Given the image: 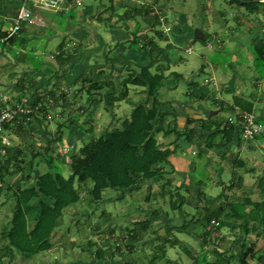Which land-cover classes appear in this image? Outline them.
Returning a JSON list of instances; mask_svg holds the SVG:
<instances>
[{"label":"trees","instance_id":"16d2710c","mask_svg":"<svg viewBox=\"0 0 264 264\" xmlns=\"http://www.w3.org/2000/svg\"><path fill=\"white\" fill-rule=\"evenodd\" d=\"M236 1L240 2L241 0ZM254 1L257 0H252L251 4ZM255 7H253L254 11L256 10ZM150 12L151 10L148 8L135 5L122 15V18L126 20H137L134 26L135 31H133L134 36L137 35L138 32H141L143 21L146 25L150 26L151 18L147 17ZM154 23L160 24L159 20H154ZM157 34L162 35L163 32L158 31ZM6 36L7 35L4 33L0 34V38ZM18 37L19 34L8 36L11 44L18 41L20 42ZM138 38L139 37H136L134 42L131 43L133 44V48H136L139 52H143L146 55L148 54L151 58V63L141 68V76L129 74V76L123 80V91L119 93V97L120 95L122 97L127 95L129 87L131 86L146 87V85H148L149 100H152L150 108H147L143 104H138L133 110L131 117L126 118L120 126H111L102 130L99 134H94L93 124L87 121V105L79 107L83 119L82 122H79L77 118L67 119V128L70 129L74 126L83 134H86L88 140L85 141V144H83L77 152H75V147H71L68 154L69 159L61 152L56 153V151H58L56 148L57 143L65 136L62 123H59L56 128V136L51 137L50 133L47 132L42 134V137L48 138L49 141L44 145H40L42 147L40 148L41 150L38 149L40 146L35 148V146L32 145L24 148L22 143L20 144L21 148L12 147L11 144L9 146L5 145L0 140V198L5 201L10 200L13 203H11L9 208L11 209L12 215L1 231L4 239L7 240L4 245L6 251L2 254H7V257L11 260L14 259L16 255L15 252L28 257L50 250L53 246L51 243L53 232L61 225V221L63 222L62 217L64 212L66 209L77 205L81 200L78 188L88 187L89 191L87 195L94 203L100 204L102 202L104 203L105 200L103 192L109 188L119 191L121 194L123 193L124 197L127 193L141 191V184L144 182L150 185L153 182H159L161 185L158 192H155V190L152 192V187H149L146 188V193L141 194L142 196L140 195L137 198H143L146 204L155 202L159 197L163 200L167 198L166 205L160 206V208L163 209V207L167 206L171 211L179 210V215L184 221L186 219L185 223L182 225L185 229H187L186 223H189L194 218L197 219L195 229L202 238V246H199L197 249L198 254L196 257H194V251L192 249L185 248L187 254L193 258L192 264H232L235 257L238 258L237 264H252L246 259L248 251L243 252L241 250V252L237 253L233 250V245L231 247H226V245L220 243V239L217 237L220 236L218 234L219 229L228 225H233V228L240 229L243 234L241 249L246 248L248 242L251 241L248 237L249 234L255 233L258 237H264V175L258 180L261 195L260 200H252V193L249 192L241 201L237 203L231 202L230 208H227L225 205H221L217 208L206 207L205 214L201 217H199V206L197 208L195 207L196 214L199 215H192L191 220L188 219L189 214L186 209L191 207V205L186 204V201L189 200L188 197L190 198L191 195H194L198 202L212 204L215 200L224 197V192L215 199L206 198L204 188H207L212 180L210 177H207L208 183L199 181L196 186L185 188L186 192L180 197L175 198L172 190L175 185L172 177L175 173V167L172 166L171 158H173L176 154V150L179 148L178 140L182 136V133L183 135L186 134L185 140L189 142L194 140L195 130H193V127H185L183 128L185 131L182 132L181 130L183 129L180 128L179 125H176L175 128H171L170 125H164L161 120V129L165 136L171 134V132L175 135L173 139L175 148L173 150L162 148L163 145L159 144L158 140L155 138L154 133L156 132V125H158L157 121L161 119L159 118L160 113L158 111L157 96L159 95L160 89L163 87L166 67L159 65L156 73L150 71V68L156 62L154 52L158 49V43L151 39L140 43ZM83 42L84 39L77 41L76 46L73 47L75 48L74 53L66 50V47H62L63 49L60 48L62 52L60 51L61 53L58 55L59 57H57V59H59L58 61L61 62L62 65H72L75 62L77 65V63H80V58L83 56L84 49L86 48ZM253 52L256 59L259 57L264 61V43L259 39L253 42ZM106 57L109 58L107 55ZM112 64H114V62H112ZM64 76L65 74L63 76L59 74L58 78H64ZM63 84H65L66 89H71V92L63 89L58 94L59 98L54 100L55 106L61 108V116L64 115L66 111L72 109V107L78 106L77 104L79 102L82 103L89 95H102L105 89L109 90L110 88L112 91L114 90V93L112 92L113 96L118 93L116 85L109 81L93 82L88 78L87 72L83 75L81 87L76 89L75 92H72V87L76 85L75 83L67 84L63 82ZM33 87L34 83L28 86L25 85L24 82H21L19 85L20 89L18 93H21V96L15 103L23 104V108L29 109L30 111L16 114L11 122L4 124L2 135H4V132L7 133V131H9V139L12 132L14 135L22 138L23 141H26L28 127L32 123V117L38 120V114L45 113L46 106H53L55 108L54 104H51V98L38 97L37 99L35 94H33L35 92L31 91ZM192 89L191 86V90ZM69 93L73 94L74 102L68 99ZM49 94L54 98L57 93L55 89H52L49 91ZM25 99L27 102L23 103ZM13 103L14 102L9 105H14L15 103ZM4 106L6 105L0 103V108ZM250 109L251 108H248V110ZM201 123L204 128H207L209 131L211 130L210 135L211 138L214 139L217 134L212 132V130L214 128H219V124L215 122L214 119L209 124H207L206 121H202ZM82 127H84V129ZM233 130L234 127L232 126L229 130L222 129L220 131L228 133ZM223 140L224 141L218 145L220 149L227 143L225 139ZM70 142H72V140H70ZM212 142L213 140L209 142L210 146L207 148L208 150L214 149L215 146H213L214 143ZM34 150L36 152L30 158L31 162L27 166L26 163L28 162L27 160H29L30 151L34 152ZM3 151L4 153H2ZM43 159L47 164V169L46 171L38 170L35 173L36 176L33 183L24 187L21 186L20 190L10 186L15 176L21 177L25 182L30 181L34 173V163ZM243 165L244 164L241 163L238 167H243ZM65 169L69 170L68 177L64 176L63 172ZM205 173L204 171L203 176H205ZM197 176L199 177V175ZM2 184H7V189H3ZM231 187H233V184ZM247 207H250V209L248 210ZM101 213L105 217L100 219V221H98L100 223L95 224L93 229L96 232L105 233V230L102 229L103 224L101 225V222H109L111 216L108 212L105 214L104 210ZM158 213L160 212L154 208L148 211V215L150 214L151 217L157 216ZM230 218L235 219L233 223L239 221V224H232ZM187 220L190 221L187 222ZM80 221V217L75 218V220H72L71 225L75 224V226H77L80 224ZM151 221L150 219L139 220L134 224L133 229L130 230L127 236L128 241L136 242L138 239H142L143 236L141 234L143 233L139 232L138 229L143 228L144 231H147ZM212 221H214V224H211ZM29 222L32 224L29 225ZM216 224L218 227H216ZM207 227L209 228L207 229ZM126 230H128V228H126ZM168 230L172 231L173 228H169ZM106 232L112 236L116 233L115 228L106 229ZM212 240H214L211 244L213 249L210 250V241ZM121 242L126 243L122 240V237L115 239L116 244H120ZM91 243L93 244V240ZM167 243H170L172 245L171 247L176 244L174 241L171 242L170 239H164L161 245L162 247H159V249L157 248L154 256L150 259V264H163L166 258L165 244ZM132 244L133 243L129 246L130 249L133 247ZM93 245L95 248H93V250L92 248L90 249L94 252L97 260L104 261L105 254L108 253V246H106L108 242L104 241V245L102 246H98L96 242H94ZM221 247H223L222 252L218 250ZM116 250L122 255L125 253V251H121V247H117ZM119 253L118 255L122 256ZM113 255L112 253L111 258ZM109 259L110 258H108V260ZM255 261H257L256 264H264V246L259 250ZM0 264H3L1 258Z\"/></svg>","mask_w":264,"mask_h":264},{"label":"rangeland","instance_id":"374dc122","mask_svg":"<svg viewBox=\"0 0 264 264\" xmlns=\"http://www.w3.org/2000/svg\"><path fill=\"white\" fill-rule=\"evenodd\" d=\"M15 0L10 1L12 7L17 4L14 2ZM35 0H22L20 1L19 6L24 4V6H30L34 5ZM139 3H141L140 0H136ZM152 1V0H151ZM164 3V9L162 8V11L159 9H156V12L165 14L162 17H159L160 21L165 20V16L168 19V22H173L174 16L173 13L177 12L178 14L180 12L186 13L185 17L182 18V26L185 27L187 24L190 29H194V33L199 29H205L206 32H209L212 37H214L216 40L220 39V36H224L227 29H229L230 25L233 23L235 26L237 20L232 19V7L225 4L224 2L220 0H200L201 5L200 9L202 12L199 14L196 13V3L194 0H161ZM260 0L254 1L252 4L248 5L247 7L248 11H242L245 12L244 19L251 21V23H258L260 20L257 18L258 15H261L258 10H264V6L259 4ZM37 4H40L43 6L44 3H46L48 8H52L54 10L58 9V6H51L54 0H36ZM126 4L128 0H65V4L67 7V14L64 15L63 13H49V12H43L42 14L44 17L49 20V22H53L57 24V21H63V24L66 20H69L70 16L74 17L75 19H80V16L87 7H93V9L97 10V12H87V19H92L94 16L97 17V14L101 13L100 11H103V15H111L114 20H121L122 15L125 13L126 8H118L120 3ZM215 2V5L218 10L221 11L224 14V18H221L220 16H215L212 14L213 9V3ZM187 3V4H186ZM130 4L132 6H135L136 4L130 1ZM142 4V3H141ZM189 5V6H188ZM115 7V11L113 12L104 10L111 7ZM176 10H175V8ZM257 7L255 11L251 8ZM10 7V6H9ZM56 7V8H55ZM208 7V8H207ZM27 8V7H26ZM60 8V7H59ZM102 8H104L102 10ZM173 8V9H172ZM222 8V9H220ZM20 9V7H18ZM28 9V8H27ZM206 9H208L209 12H206ZM89 10V8H88ZM116 12V13H115ZM196 13V14H195ZM179 16V15H178ZM214 17V18H212ZM262 17V15H261ZM213 19V20H212ZM73 18H71L70 22H73ZM230 22L227 26L226 23ZM126 22V21H125ZM124 22V23H125ZM247 23V22H246ZM246 23H243V26H241L239 29L244 30L246 27ZM42 24V23H41ZM63 24H59V27ZM133 22L129 24L132 26ZM163 23L160 24V28H163ZM32 27V26H31ZM158 24L155 26V28H158ZM167 27V26H165ZM89 27L87 24H85V27H81L78 31L74 30V27L71 28V35L74 36V33L78 34V40H81L83 35L87 32V29ZM166 33L171 32V28L167 27ZM131 29V28H130ZM133 30H129V34L127 33V37L131 39ZM170 34V33H169ZM242 34L245 35L244 32ZM195 35V34H194ZM155 39L159 41V43H162L161 39L159 38L160 35L154 34ZM106 40L110 41V38L108 36H105ZM168 36L165 37L167 39ZM226 38V35H225ZM90 40V37L84 38L83 44L87 47V41ZM220 42V41H219ZM228 42V41H226ZM54 43H57V40H54ZM51 43V44H54ZM224 43V40L222 43H219L222 45ZM32 44L34 46L35 40H32ZM164 44V42H163ZM209 44V43H208ZM76 45L75 38H70L66 42V47H74ZM224 45V44H223ZM197 46V47H196ZM226 47L230 49L231 52L235 51V46L233 43L226 44ZM95 48V47H94ZM196 49H199L200 46L195 45ZM74 50V48L72 49ZM253 53V52H252ZM226 54V53H225ZM224 54V55H225ZM157 55V50L154 52V56ZM255 54L251 58L247 59H241L239 56L238 59H236V69H231V73H228V76L231 78L233 77L235 73V81L236 85L240 89L241 93L235 97H238V100L241 99L243 102H251L253 103V107L248 110L246 108L241 107L242 109H246L247 111H254L255 113H260V110L264 111V99H258L260 96H264V61L258 57V59H255ZM41 60V61H40ZM38 60V62L44 63L42 59ZM227 60V59H226ZM199 59L191 58L187 61L189 62H198ZM232 61V58L231 60ZM101 62H104L106 67L109 69V63L101 60ZM156 66H159L158 63L155 64ZM45 66H42L41 69L44 70ZM224 71V69H223ZM183 72V70H181ZM223 74V73H222ZM212 74L206 69L204 71L198 72V78L196 79L197 82H204L206 84V89H214V81H209ZM224 78L223 84L231 83L232 79ZM254 77H256L261 83L260 85L253 86V84L256 82ZM3 81V83H1ZM258 81V82H259ZM11 80H9L7 77L3 76V72H0V103L3 105L11 104L12 102H16L18 98L21 96V93H12V91L8 92L7 83H10ZM187 84L180 83L179 89L184 90V87L187 88ZM227 88L229 85H225ZM77 85H73L72 92L75 91V88ZM141 87H135L134 91L131 92V96H137L136 100H139L140 97L144 94L143 91L138 93V90ZM67 90V89H66ZM69 92V90H67ZM71 91V90H70ZM163 94H165L164 91H162ZM218 93L220 90H218ZM4 94H8L10 96V101H6L3 98ZM213 95H215V92H212ZM217 95V94H216ZM73 97L72 93H69V98L71 99ZM181 97H185L181 96ZM217 97V96H216ZM233 95L228 94L227 92H224L223 95H220L219 98L221 100H224L228 102V104L231 103V100ZM98 98V95H94V98ZM185 99H187L185 97ZM144 100V99H143ZM143 100L140 102L143 104ZM80 103L74 106L73 109L68 110L64 113L62 116H57L56 109L58 107L55 106V102H52L51 104H54L55 108L53 106L48 107L46 106V112L38 114V120L32 117V123L28 127V133L26 135V143L23 142V146L28 147L30 145L35 146L37 148L40 145H44L48 140V138H43L41 133L43 130L47 133H50L51 137L56 136L57 134V127L59 123H62L65 130V136L63 139L57 143L56 148L59 152L60 148L61 151H66V147L73 144V147H75V152L78 151L80 147L85 144V141L88 140L86 137L85 140L82 138L75 139V135L73 132L78 131L74 126H72L70 129L67 128V119L71 118H77L79 122H82V115L80 110ZM87 103V97L86 99L81 103ZM203 103L205 104V107L209 110L208 118L210 117V113L217 112L214 114L212 118H209L206 123L209 124L214 119L215 122L219 124V127L223 128L224 123L227 121L229 114H231L230 108L228 104H224L225 106H222L221 108L216 106L215 99L211 97L203 99ZM103 104L100 105V107L96 110V114L93 116V128H94V134L101 133L102 130L108 128L111 125L120 126L118 123L114 124L112 115L107 116L106 112L102 110ZM71 107V106H70ZM79 108V109H78ZM127 109L129 107L127 106ZM218 110V111H217ZM239 111V110H237ZM48 112V113H47ZM60 113V110H58ZM50 115L51 119H47V116ZM169 120L172 118L171 116H168ZM115 120V118H114ZM168 120V119H167ZM34 127H33V126ZM85 127V126H84ZM84 127H82L84 129ZM204 128V127H203ZM67 129V130H66ZM206 131H208L207 128H204ZM43 131V132H44ZM9 131L7 133L4 132L5 136L9 135ZM160 136V133L157 134V136ZM219 135L222 136L225 141L232 139L237 135V137L241 138V133L239 130L237 131H230L228 133H225L224 131H220ZM175 136V135H174ZM210 134H206L205 138L202 139V141H205L206 143H209L211 140ZM9 138V136H8ZM159 138V137H158ZM181 138V137H180ZM174 137L171 135L169 138H167V143L170 145H173ZM221 139V138H220ZM10 143L11 145H20V142L22 143V140L17 136L14 135V133L11 132L10 136ZM70 140L73 142L71 143ZM160 141V140H158ZM244 145L240 148L241 151L239 153H235V155H228L224 153H220V149L217 148L212 149V151H215L217 154H220L219 156L215 155H209V159L205 157V155H199V156H192L189 160V166L186 168V176H182V174L179 176L178 171L174 168V175L172 176L174 179V184L178 186V181H186L189 180L188 183L193 184V186H196L199 181L203 183H208V178L210 177L212 180L208 184L207 188H204L205 190V197L206 198H217L222 192H224V197H222L219 200H215L214 203H200L196 200L194 195H191L189 200L186 201V204L191 205V207L187 208V213L189 214L188 219L191 220V216L199 215L196 214L197 212L195 209L199 206V217L203 216L205 214V208L206 207H212L217 208L221 205L227 206V208H230L231 202H239L241 201L249 192L252 193L251 199L252 200H260L261 195L259 191L258 186V180L261 176L264 175V148L260 147V143L264 144V137L261 139L260 143L258 141H244ZM27 144V145H26ZM258 146H257V145ZM210 144H207V147ZM21 147V146H20ZM236 147V146H234ZM42 148L41 146L38 147V149ZM71 148V147H70ZM178 148L177 150H179ZM235 149V148H234ZM41 150V149H40ZM211 151V150H210ZM30 151V156L28 157L29 160L26 163L28 166L30 161V158L35 153ZM41 152V151H40ZM180 154V151H177V155ZM186 157H189V154L186 153ZM41 158V157H40ZM240 158V159H239ZM188 161V160H187ZM238 162H243V168L237 167L235 164ZM33 167V176L30 181H23L21 177L15 176L12 181L11 185L12 187L20 190L21 186L24 187L26 185H29L30 183L34 182V178L36 176V172L39 170L46 171L47 164L45 160L36 161L34 163ZM209 164V165H207ZM68 166V164H67ZM173 166V165H172ZM245 169H248V171H245ZM220 170V171H219ZM237 170V171H236ZM249 170H253L252 172H249ZM204 171L205 176L204 175ZM185 172V171H184ZM65 177H68L69 170L65 169L63 172ZM199 175V177L197 176ZM236 175V178L235 176ZM239 177V178H238ZM233 179V180H232ZM236 179V180H235ZM242 179V181H240ZM231 181L233 183H231ZM235 182V183H234ZM233 184V187H231ZM235 184V185H234ZM7 184H2L3 189H7ZM142 189L139 192H132L127 193L123 197V193L121 194L119 191H116L112 188H109L108 190L103 192V197L105 198L104 203H94L91 198L87 195L89 188L88 187H81L78 188L81 200L80 202L68 209L64 212V215L62 217L63 222L61 221V225L55 229L53 232V238L51 239L52 247L50 250L41 252L37 255L32 256H22L21 254H18L15 252V257L13 260H11L9 257H7V254H2L6 250L4 249V245L7 242L6 239L1 234L2 228L5 227L6 222L9 220V218L12 215L10 206L11 201H5L4 199L0 198V258L3 260V264H150V259L154 256L155 251L157 248L162 247L161 245L164 242V239H170L171 242H176V244L171 247L172 245L170 243L165 244L166 249V258L163 261V264H192L193 258H191L187 252L185 251V248H190L194 251V257L197 256L198 252L197 249L199 246H202V238L198 234L197 230L195 229L197 219H193L192 221L187 220L186 227H182L183 223H185L184 219L179 215V210H173L171 211L170 208L163 207L160 208V206H165L167 203V198L163 200L161 197L157 198L155 202L151 203H145L144 199L139 197L141 194L146 193V188L152 187V192L155 190V192H158L160 190V183L159 182H153L150 184H147L146 182L142 183ZM174 185L173 187V194L175 198L180 197L186 192L185 188L178 189ZM5 187V188H4ZM176 187V188H175ZM226 187V188H225ZM142 196V195H141ZM187 196V193H186ZM124 199V200H123ZM13 204V203H12ZM185 204V205H186ZM196 207V208H195ZM156 209L160 213H158L157 216L151 217V215H148V211L150 209ZM185 208V207H184ZM178 209V208H177ZM249 210L250 207H247ZM105 211V214L108 212L111 216L109 222L107 223L101 222L102 229L105 230V233L96 232L93 229V226L97 223H100V219L104 218L105 216L102 215V211ZM67 213V215H66ZM90 216V217H87ZM81 218L80 224L75 226V224L71 225L72 220H75V218ZM198 218V217H197ZM152 220L150 222V225L147 229V231H144L143 228L138 229L139 232H142L141 234L143 236L142 239H138L136 242H129L127 236L129 235L130 230L133 229L134 224H136L139 220ZM232 220V224H239V221H236V223H233V218H230ZM104 221V220H102ZM32 224L29 222V225ZM211 224H214V221L211 222ZM216 227L218 225L216 224ZM109 228H115L116 233L112 236L111 234L106 232V229ZM128 228V230H126ZM169 228H173L172 231H169ZM209 227H207L208 229ZM190 231H189V230ZM100 233V234H98ZM218 234L220 235V243L223 245H226V247H231L233 245V250H235L237 253L241 252H247L246 259L252 263L256 264L257 261H255L256 255L259 253V250L264 246V237L260 236L258 237L257 234L251 233L248 235L250 238V242H248L246 248L241 249V239L243 237V234L241 233L240 229L233 228V225H228L226 227H222L219 229ZM124 235V236H123ZM119 237H122L123 240L126 243H120L116 244L115 239H118ZM93 240L96 242L98 246L104 245V241L108 242L107 250L108 253L105 254V258L103 259L104 263L97 260V258L94 255V252L91 251L90 248H95V246L91 243ZM214 240L210 241V250L213 249L211 246L212 242ZM254 242V243H253ZM133 243L132 249H130V244ZM237 243V246H236ZM252 243V244H251ZM105 246V247H106ZM121 247V251H125V253L122 255L121 253L117 252L116 248ZM220 252L223 251V247L218 249ZM120 251V252H121ZM114 254L111 258V254ZM118 253L122 256H119ZM108 258H110L108 260ZM237 257L233 259L232 264H237ZM161 264V263H160Z\"/></svg>","mask_w":264,"mask_h":264},{"label":"crops","instance_id":"0c3cea01","mask_svg":"<svg viewBox=\"0 0 264 264\" xmlns=\"http://www.w3.org/2000/svg\"><path fill=\"white\" fill-rule=\"evenodd\" d=\"M10 1L12 0H0V34L4 33L7 35L4 38H0V72H3V76L7 77L8 82L11 80L10 83L5 84L7 85L8 92H18L21 82H24V84L28 86L34 83L33 90L31 91L35 92L33 94H35L37 99L38 97H48L51 98V102H55L54 100L59 98L58 93H60L63 89H66L63 82H66L67 84L75 83L77 85L75 88L76 90L81 87L83 75L85 72H87V76L91 81H109L110 83L116 85L118 92L117 95L113 96L112 92L114 93V90L112 91L111 88L109 90L105 89L102 95H98V98L93 99L94 95H89L87 96V103H80V107L87 105V121L91 122L92 124H94L92 122L93 116L96 114V110L101 104H103L101 108L104 112H106L107 116H114V124H122L126 118H130L135 107L138 104H142L140 101L143 99V105H145L147 108H150L152 100H149L148 85H146V87H141L138 90V93L141 91L144 93L139 100H136L137 96H131V92L134 91L135 86L129 87V91L124 97L121 95L119 97V93L123 91V80L128 77L129 74H133V76H141V68L148 66L151 63L150 56L143 52H139L136 48H133V44L131 43L134 42L136 37H139L138 39L140 43L148 39L157 41L154 34L156 33V35H158V31L163 32V34L159 37L162 43L157 41L158 49H156V62L150 68L152 73H156L159 67L155 65L156 63H158L160 66L166 67L163 87L160 89L159 95L157 96L158 111L160 113L159 118L161 119L160 121H157L158 125H156V132L154 133L155 138L160 140L158 142L159 144L163 145L162 148H169L170 150L175 148L174 141L173 145H169L166 142L167 138L173 134L171 132V134L165 136L161 129V120L164 125H170L171 128H175L176 125H179V127L182 129L185 127H193V130H195L194 140L189 142L185 140L186 134L183 135L182 133L181 138L178 140L180 149L176 150V154L173 156V158H171L172 165L178 171L179 176L181 174L182 176H188L186 174V168L189 166V160L192 156H199L200 154H203L207 159H209V155H220L215 151L208 150L207 148L210 145L207 147V144L209 143L205 144V141H202L206 134H210L211 130L206 131L203 128L204 126L201 125V122L207 121L217 113L216 111L210 113L211 115L208 118L207 114L209 113V110L205 107L203 99L210 97L211 99L214 98L216 106L221 108L222 106H225L224 104H228V102L221 100L219 96L223 95L224 92L233 95L231 103L228 104L231 111L229 116H234L236 112H238L237 110L247 111L246 109L252 108L254 105L251 102H243L241 99L238 100V97H235L241 93L240 89L236 85L235 73L231 78L228 76V73H231V69L232 71L233 69H236L235 63L239 56L241 59H247L250 57L252 58L254 56V40L259 39L262 41V43H264V10H258L257 7H255V9H257L262 15V17L261 15L257 16V18L260 20L257 24L254 22L252 24L251 21L247 19L245 20V12H242L248 11L247 7L251 4L252 0H241L240 2L236 0H220L232 7V19H236L237 22L235 26L232 23L229 29H227L225 32L224 36H220V39L217 40L203 28H197L194 33V29H190L187 24L185 27H183L181 24L182 18H184L186 15L185 11L180 12L179 14L174 12V19L171 23L168 22L166 16L165 20L163 19V21H160L159 17L165 15L163 13L156 12V9L162 11V8L164 7L163 5L165 2H162L161 0H140L142 4L136 0H128L126 4H123V2L120 3L118 8H126V11L133 8L132 4H130V1L136 5H140L151 10V12L147 15L148 18H151L150 26L146 25L143 21L141 32H138L135 36L134 33H132L131 39H129L126 35L127 33L129 34V30L131 29L135 31L134 26L137 21L135 19L126 20L122 18L123 21L121 22L119 19H113L112 16L114 13L111 15H103V11H100L101 13H98L97 17L94 16L92 19H87V12H97V10L93 9L91 6L88 7L89 10L87 7L85 10H83L80 19H78L79 17L77 19L70 17L68 18L69 20H66L64 24L63 21H57V24H55L53 22H49V20H47L42 13H63L66 15L68 10L65 0H54L59 4L60 2L64 1L58 6L57 10L52 8L35 7L34 5H37L35 0L33 6L26 5L28 9L33 11L31 18L32 21L21 22L22 28L19 31L18 39H20L22 45L19 41L11 44L8 34L12 28L13 21L20 10L18 7L21 8L24 4L19 6L18 4H20V1L22 0H15L14 2L16 4L18 2V4L16 6L14 4L12 7L9 5L11 4ZM194 1L197 6L196 13L199 14L202 12L200 9L201 1ZM258 3L261 4V6H264V0H260ZM212 6V14L224 18V14L218 10L219 8L216 7L215 2ZM103 9L104 8H102V10ZM251 9L253 10V8ZM104 10L113 12V10L115 11V7L112 6L111 9L108 8ZM206 12H209L208 9H206ZM71 18L74 19L73 22L75 23L70 22ZM143 19L145 20L144 17ZM41 20H43L44 23L41 24ZM154 20H159L160 24L163 23V28H160V24H158V28H155L157 24L154 23ZM131 21L133 24L130 26V29L129 24ZM244 22H247L245 29H239L241 26H243ZM60 23L63 25L59 27ZM229 23V21L226 23L227 26ZM85 24H87L89 28L83 35L82 39L85 37H90V40L87 42V47L84 49V54L80 58V63H77V65L76 62L72 65H62L61 62L58 61L59 59H57V57H59L58 55L62 52L60 48L66 47V42L67 40L70 42V38H75V43L78 41V34L74 33V36L71 35V28L74 27V30L78 31L82 26L85 27ZM165 26L169 27V29L171 28V32H169L170 34L166 33L168 28ZM242 32H244L245 35L242 34ZM105 36H108L110 41L106 40ZM166 36H168L167 39H165ZM32 40H35L34 46L32 44ZM54 40H57V43H54ZM223 40L224 45H220L219 43H222ZM231 43H233L235 46L234 52H231L230 49L226 47V44ZM197 44L200 46L199 49L195 48V45ZM69 48L70 47H66V50H69ZM72 49L73 47H71V50L69 51L74 53L75 48L74 50ZM106 55L109 56V58H107ZM191 58L199 59V61L187 63V61ZM231 58L232 61H230ZM254 58L256 59V57ZM40 59H42L44 63L38 62ZM103 59L109 63V69L106 67V65H104V62H101ZM112 62H114V64H112ZM42 66H45L44 70L41 69ZM206 69L212 74L209 81L206 82L214 81L215 90L206 89V84L204 82H197L196 80L198 78V72L204 71ZM181 70H183V72H181ZM59 74L62 76L65 74L64 78H58ZM228 77L229 79H232V82L223 84L224 78ZM254 79L256 82L253 84V86L255 87L260 85L259 83L261 82L256 77H254ZM1 83H3V81H1ZM180 83L187 84V88L184 87V90L179 89ZM225 85H229V87L227 88ZM191 86L193 88L192 90ZM52 89H55L57 93L54 98L49 94V91ZM67 90L70 91L71 89ZM218 90H220L222 93H218ZM162 91H164L165 94H163ZM213 91L215 92V95L212 94ZM184 95L187 99H185V97H181ZM68 99L74 102L73 97L70 99L69 95ZM258 99H264V96H260ZM127 106L129 109H127ZM240 106L246 109H242ZM250 113L255 114L260 121L264 120V111L260 110V113L250 111ZM168 116H171L172 118L169 120ZM228 123L229 122L227 119L223 128L219 127L212 130V132L217 134L212 143H214V148H217L218 150L220 149L218 148V145L224 141L222 136L219 135L220 130H229V128L233 126ZM234 130L237 131L235 127ZM43 131L41 133H46V131ZM181 131L184 132L185 130L183 129ZM73 133L76 136L75 139L83 138L85 140L87 137L86 134H83L80 130ZM159 133L160 136H157ZM20 139L23 141L22 138ZM244 144V142H241V138L237 137L236 135L232 139L227 140V143L219 151L220 153L235 155V153H239V151H241L242 148L240 147ZM11 146L18 148V145L16 146L12 144ZM71 146L73 147V145ZM177 151H180V154L177 155ZM186 153L189 154V157H186ZM241 163L244 164L243 162H239L235 165L238 167V165ZM245 171H248V169H245ZM252 171L253 170H249V172ZM240 181H242V179H240ZM188 182V179L186 181H184V179L182 181H178V188H192L193 184ZM231 183L233 182L231 181Z\"/></svg>","mask_w":264,"mask_h":264},{"label":"built area","instance_id":"2783aa9c","mask_svg":"<svg viewBox=\"0 0 264 264\" xmlns=\"http://www.w3.org/2000/svg\"><path fill=\"white\" fill-rule=\"evenodd\" d=\"M56 1L52 3L51 6H55ZM35 7H38L37 5H34ZM48 5L46 3L41 6V8H48ZM40 7V6H39ZM33 11L30 9H27L24 5L20 8L16 18L13 21L12 28L9 31L8 36L18 35L19 31L22 28L21 22H31L32 13ZM41 23H44L43 20H41ZM4 100L10 101V97L8 95H3ZM27 102L25 99L23 103ZM15 103V102H14ZM13 103V104H14ZM23 104L15 103L14 105H6L2 108H0V140L5 145H10V140L8 136L2 135V132L4 131V124L11 122L16 114L22 113V112H29V109H24ZM57 116H61V108L58 107L56 109ZM60 110V113L58 112ZM47 119H51V116L48 115ZM228 122L233 125L237 130L241 133L242 140L247 141H259L261 138L264 137V120L260 121L257 116L253 113L247 112V111H238L234 116H229ZM71 145L66 147V151L62 152L61 148L59 152L62 154H65L67 156V159H69L68 154L70 152ZM4 153V151L2 152Z\"/></svg>","mask_w":264,"mask_h":264},{"label":"clouds","instance_id":"9594fccd","mask_svg":"<svg viewBox=\"0 0 264 264\" xmlns=\"http://www.w3.org/2000/svg\"><path fill=\"white\" fill-rule=\"evenodd\" d=\"M54 2H55V1H54ZM60 3H62V2H60ZM56 4L60 5L58 2H56ZM37 6H38V7H39V6L41 7L40 4H37ZM58 94H59V93H58ZM228 124H230V123H228ZM233 127H234V126H233ZM236 130H237V129H236ZM261 139H262V138H261ZM261 139H260V140H261ZM260 140L258 141L259 143H260ZM241 142H242V143L244 142V140H242V138H241ZM259 146H260V147H262V146L264 147V144L260 143Z\"/></svg>","mask_w":264,"mask_h":264}]
</instances>
